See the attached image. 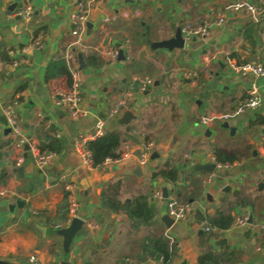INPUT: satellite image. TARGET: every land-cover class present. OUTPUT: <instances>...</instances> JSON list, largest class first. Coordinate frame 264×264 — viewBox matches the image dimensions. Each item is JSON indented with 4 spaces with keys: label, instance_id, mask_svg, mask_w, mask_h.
I'll return each instance as SVG.
<instances>
[{
    "label": "crops",
    "instance_id": "crops-1",
    "mask_svg": "<svg viewBox=\"0 0 264 264\" xmlns=\"http://www.w3.org/2000/svg\"><path fill=\"white\" fill-rule=\"evenodd\" d=\"M77 1L0 0V233L6 235L4 230L14 223L18 231L38 239L30 254L35 261L22 252L0 254V259L14 264H157L144 246L164 238L174 245L170 264H199L208 250L223 254L222 264H264V124L258 120L264 117V75H242L231 67L264 65V4L246 0L258 11H225L224 23L210 25L206 36L168 50L151 45L171 38L187 22L212 21L235 0H98L101 12L79 41L71 34L70 21ZM27 5L32 11L24 19L17 12ZM125 10L129 18L121 16ZM112 15L116 18L104 21ZM108 48H117L122 57L108 59L98 51ZM69 51L80 71L87 110L79 118L71 117L53 96L70 88ZM59 57L66 62L64 72L46 78L48 64ZM140 77L151 78L152 84L140 89ZM252 86H257L261 104L227 120L232 131L222 126L224 121L200 124L201 116L232 111ZM119 100L123 105L115 118L132 115L114 128L124 137L120 158L87 167L75 150L76 138L91 132L98 117L108 123V110ZM6 107L38 151H48L52 139L59 143L55 161L40 168L30 145L16 146L7 130ZM145 142L152 147L140 165ZM215 148L237 152L239 159L213 171L194 170L197 163H213ZM20 155L23 164L16 166ZM165 167L177 171L175 181L155 176ZM67 184L74 190L76 216L93 227L84 223L87 234L74 237L66 250L53 231L61 227L56 218L64 199L69 217ZM156 189L162 190L161 198L153 197ZM163 189L167 197L189 203L185 220L166 225ZM140 196L152 211L144 223L129 215ZM110 199L117 209L109 206ZM220 214L233 219L231 226L205 232L202 222ZM243 216L246 224L234 223Z\"/></svg>",
    "mask_w": 264,
    "mask_h": 264
},
{
    "label": "built area",
    "instance_id": "built-area-1",
    "mask_svg": "<svg viewBox=\"0 0 264 264\" xmlns=\"http://www.w3.org/2000/svg\"><path fill=\"white\" fill-rule=\"evenodd\" d=\"M264 4V0H260ZM98 4V0H78L75 10L70 15V21L72 24L71 34L78 38L79 41L81 33L85 30L86 25L89 19L92 16V13L96 9ZM258 7L254 6L253 4L249 3L246 0H235L233 2L228 3L223 7L221 11H218L212 21H204L203 23H185L181 28V35L184 40H189L195 37H204L210 31V25H222L225 21V11L228 10H246L251 13H255L258 11ZM31 6L27 5L24 8L20 9L17 14L24 18L28 19L31 15ZM135 15L139 14V11H135ZM121 16L124 18H129L131 14L125 10L122 12ZM116 16L112 15L111 17L105 16L103 19L104 21H108L109 19H115ZM98 51L108 59H114L119 56V51L117 48H108L104 50L98 49ZM65 60L67 62L68 70L71 77V84L70 88L67 91L63 90H56L54 91V100L57 105H64L73 118L84 117L87 114V110L83 107L82 99L80 95V71L74 62V53L67 52L65 54ZM232 69L238 74H249L252 73L255 76H262L264 75V65L260 63H241L231 64ZM138 83L140 84V89H145L147 85L152 84V79L149 77H140L137 79ZM262 101L261 94L257 88V86H252L247 91V96L239 101L235 108L230 112H215L209 115H204L200 117V124L205 127H210L215 121H227L230 118H233L247 110H254L257 109ZM123 105V101L119 100L113 106H111L108 110V117L109 119L115 118V115L119 112L120 107ZM4 115L7 119L11 136L16 144L17 147L22 148L24 145L28 144L32 147L34 152V162L38 167H43L55 161L57 158V153L54 151H46L40 152L37 148L31 143H28L26 139L21 134V127L18 123L14 112H12L11 107L4 108ZM106 121L102 118H97L94 123V127L91 132H80L78 137L75 141V150L79 155L82 163L87 167L92 166V159L91 153L88 149V142L93 140L97 137L102 136L106 131ZM143 149L139 153L138 156V163L143 165L146 163L149 150L152 147V143L145 142L142 145ZM120 158V157H119ZM212 162L215 164V169H221L223 167L228 166V164H221L218 163L214 156H212ZM112 159H106L105 161H110ZM23 156L20 155L16 159V166H21L23 164ZM65 190L67 191V196L69 199V217L68 221L76 216L75 210L77 207V202L74 197V190L70 184L65 185ZM1 194V193H0ZM162 190L156 189L153 191V197L161 198ZM190 211L189 203L185 201H179L175 199L173 196L167 197V214L175 222H181L187 218L188 212ZM248 218L246 216L238 217L235 220V224L237 225H244L247 223ZM89 227H93L91 222H85ZM264 228V227H263ZM202 229L205 232H210L211 227L207 223L206 220L202 222ZM264 242V236H263ZM34 257V256H31ZM30 261H35L34 259H29ZM157 264H162V262H158Z\"/></svg>",
    "mask_w": 264,
    "mask_h": 264
},
{
    "label": "trees",
    "instance_id": "trees-1",
    "mask_svg": "<svg viewBox=\"0 0 264 264\" xmlns=\"http://www.w3.org/2000/svg\"><path fill=\"white\" fill-rule=\"evenodd\" d=\"M66 62L62 58L53 59L47 66L45 76L46 78H51L53 76H57L62 74L65 70ZM22 87H20L21 89ZM258 120L260 123L264 124V117H259ZM124 141V137L119 130L113 129L107 131L102 136L97 137L88 142V149L91 153L92 166L99 167L101 166L106 159H117L120 156L121 146ZM49 148L48 151H54L57 153L59 150V143L52 139L47 145ZM43 150H41L42 152ZM215 159L218 163H232L239 159V155L237 152H225L219 148L214 149ZM155 176H161L170 181H175L178 178L177 171L174 168L165 167L164 169H159V171L155 174ZM67 198V194H66ZM67 199L63 200L61 215L59 219L56 218V224H59L61 227L66 226V222L68 221V217L66 216V206ZM109 206L111 208L117 209V205L113 203V199H110ZM130 218L134 222H146L152 217V211L147 206V201L144 196H140L136 200L133 201L131 207L129 208ZM207 221V220H206ZM211 227H218L222 229H226L231 226L233 223V219L230 216L226 215H218L216 218L214 217L212 220H208L207 222ZM60 227V228H61ZM144 251H146L149 257L156 261L162 262V264H170L174 255V245H168L164 238H158L154 241H150V243L144 246ZM224 259V255H218L211 250L206 251L199 257V264H222Z\"/></svg>",
    "mask_w": 264,
    "mask_h": 264
},
{
    "label": "water",
    "instance_id": "water-1",
    "mask_svg": "<svg viewBox=\"0 0 264 264\" xmlns=\"http://www.w3.org/2000/svg\"><path fill=\"white\" fill-rule=\"evenodd\" d=\"M100 12L101 11L99 8L94 11L91 19L87 23L88 27L92 26L93 21H95L97 19ZM184 42H185V40L183 39V37L181 35V31H180V27H179L175 30L174 35L171 38L164 39V40L158 41V42H154V43H152L151 47H153V48L162 47V48H166L168 50H172V49H176V48L181 49L184 47V44H185ZM119 56L122 57L121 51L119 53ZM81 62H82V58H81ZM129 116L132 117V115H130V113L128 112L123 116L122 119H116V118L110 119L109 122L106 124L105 133L107 131L113 130L117 123L118 124L127 123ZM222 126L225 128H230L231 131L233 130V128H231L229 126L227 121L223 122ZM7 130L10 131L9 128ZM22 169H23L22 167H19V171H21ZM194 170H196V171H202V170L213 171V170H215V164L214 163H208V164L197 163L194 166ZM163 197H167V190L166 189H163ZM163 220L167 226H170L173 223V220L168 215H165ZM84 223H85V220L83 218L75 216L70 220V222L66 226L54 230L53 233L57 236L62 237L63 247L67 250L69 248L70 244L72 243L74 237L87 234L88 231L86 229H84ZM41 231L43 232V229H41ZM0 264H14V263L7 261V260L0 259ZM18 264H35V263H31V262H27V261L22 260V261H19ZM63 264H69V263L64 262Z\"/></svg>",
    "mask_w": 264,
    "mask_h": 264
},
{
    "label": "clouds",
    "instance_id": "clouds-1",
    "mask_svg": "<svg viewBox=\"0 0 264 264\" xmlns=\"http://www.w3.org/2000/svg\"><path fill=\"white\" fill-rule=\"evenodd\" d=\"M6 233H0V254L15 256L18 253L29 254L36 247L38 239L31 232H21L17 230L16 224H9L4 230Z\"/></svg>",
    "mask_w": 264,
    "mask_h": 264
},
{
    "label": "rangeland",
    "instance_id": "rangeland-1",
    "mask_svg": "<svg viewBox=\"0 0 264 264\" xmlns=\"http://www.w3.org/2000/svg\"><path fill=\"white\" fill-rule=\"evenodd\" d=\"M217 122V121H216Z\"/></svg>",
    "mask_w": 264,
    "mask_h": 264
}]
</instances>
